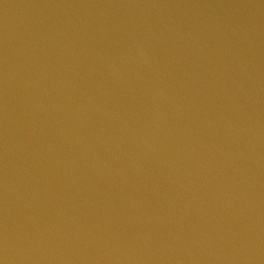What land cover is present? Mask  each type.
<instances>
[{
  "label": "water",
  "instance_id": "water-1",
  "mask_svg": "<svg viewBox=\"0 0 264 264\" xmlns=\"http://www.w3.org/2000/svg\"><path fill=\"white\" fill-rule=\"evenodd\" d=\"M0 264H264V0H0Z\"/></svg>",
  "mask_w": 264,
  "mask_h": 264
}]
</instances>
